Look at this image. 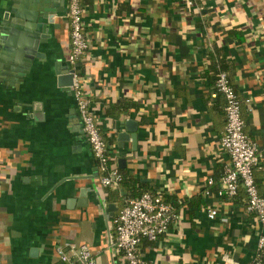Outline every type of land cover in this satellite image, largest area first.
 <instances>
[{"label": "crops", "instance_id": "obj_1", "mask_svg": "<svg viewBox=\"0 0 264 264\" xmlns=\"http://www.w3.org/2000/svg\"><path fill=\"white\" fill-rule=\"evenodd\" d=\"M81 3L90 43L79 72L112 164L177 205L166 233L141 243L143 258L264 264L244 191L218 195L228 162L220 146L224 100L210 96L218 72H227L244 132L262 154L254 179L264 198V0ZM29 5L0 0V21ZM65 14L66 2L41 49L46 57L35 59L21 81L0 74V264H62L56 247L64 243L88 245L96 264H121L112 247L119 207L106 199L116 189L100 185L72 87L57 83L55 68L69 66ZM1 54L0 47V66ZM126 120L137 124L135 148L130 140L118 147ZM110 203L113 216L106 213Z\"/></svg>", "mask_w": 264, "mask_h": 264}, {"label": "built area", "instance_id": "obj_2", "mask_svg": "<svg viewBox=\"0 0 264 264\" xmlns=\"http://www.w3.org/2000/svg\"><path fill=\"white\" fill-rule=\"evenodd\" d=\"M66 21L69 25L70 51L68 64L73 70L72 93L75 100L82 129L94 159L100 170L99 183L102 187L117 188L122 174L107 152V145L96 123L91 102L85 91L83 75L79 72L82 59L89 49V38L84 25V7L80 0H65ZM210 96L221 95L224 100L225 129L220 138V146L228 156L219 181L218 195L234 197L242 189L246 196V210L254 217L259 231L257 253L264 251V198L259 194L254 169L259 165L261 151L257 144L244 132V120L241 116V99L233 87L227 72H218ZM214 180L209 178L208 185ZM215 209H207V216L213 219ZM178 215L171 203L166 202L159 193L143 192L127 204L112 218L113 250L121 264H151L140 251L143 240L158 241L166 233L172 221ZM56 254L62 264H96L88 245L64 243L56 247ZM253 264H260L259 260Z\"/></svg>", "mask_w": 264, "mask_h": 264}, {"label": "water", "instance_id": "obj_3", "mask_svg": "<svg viewBox=\"0 0 264 264\" xmlns=\"http://www.w3.org/2000/svg\"><path fill=\"white\" fill-rule=\"evenodd\" d=\"M65 0H30L29 8L16 12L12 8L13 16L9 13L3 16L0 21V43L3 41L0 66V74L5 78H11L18 83L29 72L35 59L45 58L46 53L41 49L48 45L51 37L50 25L55 22L58 13L63 10ZM59 29V24H55ZM17 38V39H16ZM16 39V41H15ZM15 41V42H14ZM57 66V65H56ZM57 83L60 87H72L73 70L69 66H59L55 68ZM137 124L135 121H125V131L118 133V147L122 148L125 141L130 140L132 148L137 142ZM120 163L124 162L122 158ZM116 206L110 203L106 213L113 216Z\"/></svg>", "mask_w": 264, "mask_h": 264}, {"label": "trees", "instance_id": "obj_4", "mask_svg": "<svg viewBox=\"0 0 264 264\" xmlns=\"http://www.w3.org/2000/svg\"><path fill=\"white\" fill-rule=\"evenodd\" d=\"M80 1L82 2V0H80ZM121 107H123V106L121 105ZM104 141L107 145V152L109 153L110 152V148H109L110 141L106 138H104ZM111 163H112V160H109L108 166ZM118 171L122 174V180L120 181L118 187L116 188V190H114V192L108 191V195L106 197L107 200L116 202V204L118 205L119 209L117 210L115 215L119 212L120 209H122L127 204L129 199L136 198V197L140 196L141 193H143V192L155 193L153 190L146 189V185H144V184L138 182L137 180H135L134 178L128 176L122 170L118 169ZM141 187H143V188H141ZM163 199L166 202L171 203L172 206L174 207V209L176 210L177 205H176V202L174 200L172 201L171 198H167L165 196H163ZM144 241L145 240H143L142 243ZM141 245H140V247H141Z\"/></svg>", "mask_w": 264, "mask_h": 264}]
</instances>
